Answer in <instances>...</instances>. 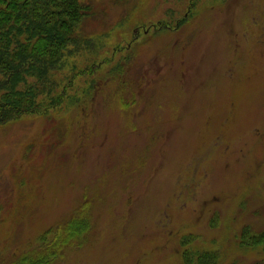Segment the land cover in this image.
<instances>
[{
  "label": "rangeland",
  "instance_id": "374dc122",
  "mask_svg": "<svg viewBox=\"0 0 264 264\" xmlns=\"http://www.w3.org/2000/svg\"><path fill=\"white\" fill-rule=\"evenodd\" d=\"M85 2L63 104L0 125V264L77 213L52 264H264V0Z\"/></svg>",
  "mask_w": 264,
  "mask_h": 264
},
{
  "label": "trees",
  "instance_id": "16d2710c",
  "mask_svg": "<svg viewBox=\"0 0 264 264\" xmlns=\"http://www.w3.org/2000/svg\"><path fill=\"white\" fill-rule=\"evenodd\" d=\"M91 8L85 0H0L1 126L28 114L46 115L63 104L65 93L58 94L57 76L67 56L95 45L78 33ZM88 226L77 213L50 244L7 264H52L63 250L80 243L76 239ZM52 231L45 233L43 243ZM240 238L245 247L264 245V233L253 234L249 227ZM192 242L190 237L184 239L183 246ZM193 256L185 250L186 264H219L215 252L202 253L197 260Z\"/></svg>",
  "mask_w": 264,
  "mask_h": 264
}]
</instances>
